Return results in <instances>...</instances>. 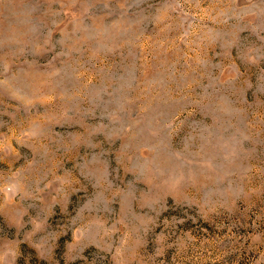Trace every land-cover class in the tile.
<instances>
[{"label": "rangeland", "instance_id": "rangeland-1", "mask_svg": "<svg viewBox=\"0 0 264 264\" xmlns=\"http://www.w3.org/2000/svg\"><path fill=\"white\" fill-rule=\"evenodd\" d=\"M0 264H264V0H0Z\"/></svg>", "mask_w": 264, "mask_h": 264}]
</instances>
